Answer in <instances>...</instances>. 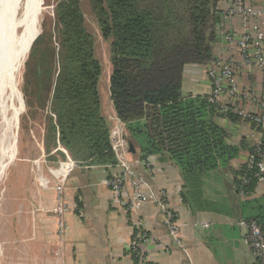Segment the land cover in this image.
<instances>
[{
  "label": "trees",
  "instance_id": "obj_1",
  "mask_svg": "<svg viewBox=\"0 0 264 264\" xmlns=\"http://www.w3.org/2000/svg\"><path fill=\"white\" fill-rule=\"evenodd\" d=\"M86 1L102 38L110 41L109 99L128 141L145 157H168L184 181L186 205L198 210V175L227 173L242 149L215 122L239 118L220 113L205 96L181 94L184 67L213 61L220 0ZM53 12L57 50L52 37H37L23 74L26 85L47 92L44 147L48 152L59 145L76 163L114 167L98 92L101 66L81 0H56ZM252 126L264 149V129ZM242 176L243 167L234 172V192L250 197L255 182L242 185ZM248 221L260 225L258 218Z\"/></svg>",
  "mask_w": 264,
  "mask_h": 264
},
{
  "label": "crops",
  "instance_id": "obj_2",
  "mask_svg": "<svg viewBox=\"0 0 264 264\" xmlns=\"http://www.w3.org/2000/svg\"><path fill=\"white\" fill-rule=\"evenodd\" d=\"M230 3L231 0H220L219 9L225 10ZM222 26L238 33L242 29L238 21L221 19L216 29L213 61L206 66L184 67L183 96L208 97L209 66L214 61L230 58L221 38ZM259 27L264 30V21L259 22ZM236 58L237 47L233 56ZM236 77L244 88L261 93L262 77L258 72L241 69ZM110 108L115 116L112 104ZM107 110L101 106V113L110 126L108 117H112L106 116ZM215 122L226 130L230 143L242 149L227 173L217 169L198 175V210L195 211L186 205L184 181L168 157H145L138 145L131 143L135 153L129 158L143 157L148 162V187L154 193H165L176 215L184 251L167 237L159 207L147 201L126 212L111 201L110 191L102 185V180L117 173V168L76 163L59 145L47 152L45 128L43 151L56 155L57 160H53L56 165L52 167L53 162L45 160L36 165L32 163L33 174L24 183L19 179L18 183L5 184L4 205L0 210L4 219L0 223V264H138L127 251L136 221L143 223L155 239L153 245L145 248L147 264H251L247 229L239 222L258 218L264 228V185L243 199L235 194L233 181L234 172L243 167L251 150L255 128L248 122H234L225 116L215 118ZM61 162L66 164L60 174ZM143 171L146 172L144 167ZM59 181L62 191L58 198L54 188ZM59 207L63 208L62 212H58ZM168 243L170 250L165 252L163 247Z\"/></svg>",
  "mask_w": 264,
  "mask_h": 264
},
{
  "label": "built area",
  "instance_id": "obj_3",
  "mask_svg": "<svg viewBox=\"0 0 264 264\" xmlns=\"http://www.w3.org/2000/svg\"><path fill=\"white\" fill-rule=\"evenodd\" d=\"M231 2L227 9L221 12V19L222 21H238L242 29L238 33L226 29L225 26L221 28V38L230 58L214 61L209 66L207 76L211 91L207 101L222 114L232 115L254 124L257 128L264 129V30L259 27V22L264 21V0H233ZM236 47L237 58L233 59ZM241 69L261 74V93H256L252 88H244L238 82L236 73ZM109 127V144L115 159L114 168L119 170L102 180V185L110 191L111 201L126 212H131L147 201L159 207L167 237L171 243H175L184 251L180 227L165 193H154L148 187L147 175L150 172L148 162L140 158L133 160L129 158L131 154L125 124L115 118ZM252 138L251 150L243 163L244 176L239 180L242 185L253 181L257 188L264 185V149L260 142V134L255 133ZM67 161H70V158L67 157ZM65 164V162L59 163L60 174ZM143 167L147 173L143 171ZM54 190L59 198L62 191L61 181ZM239 194V197L243 199L249 197L241 189ZM62 211L63 208L59 207L58 212ZM239 225L247 229L251 264H264V229L255 221H243L239 222ZM133 230L127 251L138 264H147L145 248L153 245L155 239L147 233L141 222H134ZM163 249L168 252L170 244L164 245Z\"/></svg>",
  "mask_w": 264,
  "mask_h": 264
},
{
  "label": "rangeland",
  "instance_id": "obj_4",
  "mask_svg": "<svg viewBox=\"0 0 264 264\" xmlns=\"http://www.w3.org/2000/svg\"><path fill=\"white\" fill-rule=\"evenodd\" d=\"M55 3L56 0H41V9L39 14L40 31L37 37H52V46L57 50V45L55 42V19L53 15ZM81 10L84 16L86 29L94 39V56L101 66V76L98 82L100 103L101 106L103 105L105 110L106 108H108L106 116L110 115V117L112 118L109 119L108 117V121L113 123V119H115L116 117L113 116V113L111 112V102L109 99V78L111 75V65L109 58L110 41L104 40L102 38L99 27L95 21L94 16L90 12V8L86 0H81ZM21 32L22 29L14 31V36H20ZM29 51L25 56L21 67L16 73L17 77L14 76L16 88L22 100L23 110L22 113L20 115L18 114L17 116L19 117V120L17 118L18 125L15 130V159H13V161L8 166H5V170H3V174H1L0 176V210H2L4 205L3 195L5 193V184L14 183L13 181H16V183H18L19 179H22V182L24 183V179H28L29 177L27 176H29V174L30 176L31 174H33L30 172L32 163L36 165L43 163V161L45 160V162H53V164L50 165L54 167L56 165V161L54 162L53 160H57L55 154H45L42 145L46 128V121L48 117V102L45 98V96L47 95L46 89L44 90L43 87V89L41 90L40 87H38L36 84L26 85V81L24 82L23 79L25 62L28 60ZM1 131L2 130L0 128V132ZM3 145L5 144L2 143L0 146L2 147L0 148V153L3 152ZM12 153L13 151H11V155ZM0 162V165L3 166L4 163L1 160V156ZM25 171L27 172L26 175ZM3 221L4 219L0 216V223H3Z\"/></svg>",
  "mask_w": 264,
  "mask_h": 264
},
{
  "label": "bare ground",
  "instance_id": "obj_5",
  "mask_svg": "<svg viewBox=\"0 0 264 264\" xmlns=\"http://www.w3.org/2000/svg\"><path fill=\"white\" fill-rule=\"evenodd\" d=\"M40 9L41 0H0V134L1 144H5L0 153L4 163L0 165V176L16 155L15 130L23 104L15 77L39 34ZM18 29H22L21 35L15 37L14 31Z\"/></svg>",
  "mask_w": 264,
  "mask_h": 264
},
{
  "label": "water",
  "instance_id": "obj_6",
  "mask_svg": "<svg viewBox=\"0 0 264 264\" xmlns=\"http://www.w3.org/2000/svg\"><path fill=\"white\" fill-rule=\"evenodd\" d=\"M36 39V38H35ZM34 39V40H35ZM33 43V42H32ZM32 43H31V45H32ZM31 47V46H30ZM30 49V48H29ZM129 152H130V154H134L135 153V151H134V148H133V146H132V144L129 142Z\"/></svg>",
  "mask_w": 264,
  "mask_h": 264
}]
</instances>
